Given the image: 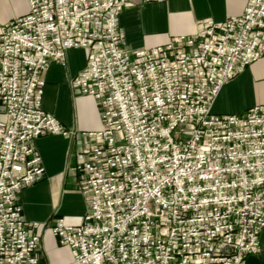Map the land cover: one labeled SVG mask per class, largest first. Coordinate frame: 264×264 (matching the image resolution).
Listing matches in <instances>:
<instances>
[{"label":"built area","instance_id":"obj_1","mask_svg":"<svg viewBox=\"0 0 264 264\" xmlns=\"http://www.w3.org/2000/svg\"><path fill=\"white\" fill-rule=\"evenodd\" d=\"M245 2L143 48L118 26L133 0H27L0 28V264H42L18 194L43 175L34 140L44 135L75 140L86 209L51 225L67 264H244L259 253L264 104L212 110L221 87L264 56V0ZM72 48L86 56L70 86L96 101L100 130L68 129L41 107V73Z\"/></svg>","mask_w":264,"mask_h":264},{"label":"crops","instance_id":"obj_2","mask_svg":"<svg viewBox=\"0 0 264 264\" xmlns=\"http://www.w3.org/2000/svg\"><path fill=\"white\" fill-rule=\"evenodd\" d=\"M133 2V6L123 8L118 15V26L132 48L164 44L169 37L191 34L196 29L197 19L221 21L241 13L246 3L245 0ZM27 11V0H0V28ZM85 52L84 49H68L64 64L49 62L41 73L44 82L41 107L67 128L95 131L101 128L96 101L89 95L77 93L69 83L70 78L83 69ZM257 104H264V56L250 62L221 87L212 110L219 115L238 114ZM74 146V138L62 135L36 138L34 147L41 156L43 175L18 194L23 218L35 223L33 231L39 234L36 254L43 264H67L71 259L68 246L61 245L52 233L53 219L62 216L75 223L86 209L72 170L76 163ZM258 254L264 255V240Z\"/></svg>","mask_w":264,"mask_h":264},{"label":"water","instance_id":"obj_3","mask_svg":"<svg viewBox=\"0 0 264 264\" xmlns=\"http://www.w3.org/2000/svg\"><path fill=\"white\" fill-rule=\"evenodd\" d=\"M264 240V229L259 235V245L262 246ZM244 264H264V255L263 254H249L244 259Z\"/></svg>","mask_w":264,"mask_h":264},{"label":"rangeland","instance_id":"obj_4","mask_svg":"<svg viewBox=\"0 0 264 264\" xmlns=\"http://www.w3.org/2000/svg\"><path fill=\"white\" fill-rule=\"evenodd\" d=\"M134 5V4H133ZM133 5H131V6H133ZM127 7H130V6H127ZM198 20V19H197ZM197 20H196V22H197ZM68 129H70V128H68ZM65 137H70V136H65ZM75 147V146H74ZM74 152H75V149H74ZM75 154V153H74ZM77 187H79L78 188V190H79V192L81 193V195H82V192H81V187L79 186V184L77 183ZM82 197H83V195H82ZM85 202V201H84ZM43 264V263H42Z\"/></svg>","mask_w":264,"mask_h":264}]
</instances>
